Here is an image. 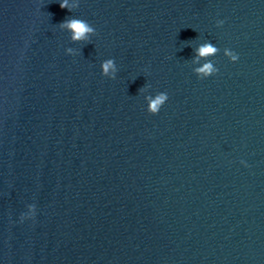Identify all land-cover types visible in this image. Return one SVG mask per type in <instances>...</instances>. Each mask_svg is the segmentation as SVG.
Returning a JSON list of instances; mask_svg holds the SVG:
<instances>
[{
  "label": "clouds",
  "instance_id": "9594fccd",
  "mask_svg": "<svg viewBox=\"0 0 264 264\" xmlns=\"http://www.w3.org/2000/svg\"><path fill=\"white\" fill-rule=\"evenodd\" d=\"M60 7L61 8H69L67 0H61ZM69 10H71V9L69 8ZM219 23H223V21H220ZM62 26L72 30V32H73L72 38L74 40L86 39L87 34L93 32V28L91 26H89L88 22H86L84 20H80V19H73L70 21H66ZM215 52H216V49L211 44L201 46L198 49V53L200 56H206L209 54H213ZM231 58L233 61H236L238 59V56H237V54L232 55ZM113 67H114L113 62L111 60H109L103 64V70L105 73H107L110 69H113ZM198 71L203 72L205 74H208V73H211L215 70L213 69L212 65L209 63V64H206L202 69H199ZM167 98H168L167 95L164 93H161L160 95H158L156 97V99L151 102L149 111L152 112L153 114L158 113L160 105H162V103Z\"/></svg>",
  "mask_w": 264,
  "mask_h": 264
}]
</instances>
